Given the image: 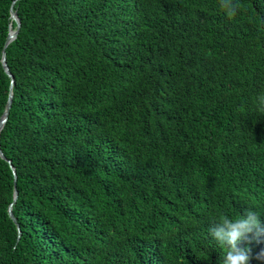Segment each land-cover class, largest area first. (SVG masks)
Listing matches in <instances>:
<instances>
[{
    "label": "trees",
    "instance_id": "1",
    "mask_svg": "<svg viewBox=\"0 0 264 264\" xmlns=\"http://www.w3.org/2000/svg\"><path fill=\"white\" fill-rule=\"evenodd\" d=\"M239 3H14L0 264H222L221 215L264 226V0ZM9 84L0 64V115Z\"/></svg>",
    "mask_w": 264,
    "mask_h": 264
},
{
    "label": "clouds",
    "instance_id": "2",
    "mask_svg": "<svg viewBox=\"0 0 264 264\" xmlns=\"http://www.w3.org/2000/svg\"><path fill=\"white\" fill-rule=\"evenodd\" d=\"M219 2L220 7L230 18L236 16L241 8L239 0H219ZM257 101L260 110L264 111V93L257 97ZM209 231L213 240L227 249L222 264H250L253 257L248 244L264 236V226L261 224L260 216L250 208L236 218L221 215ZM255 258L264 260V251Z\"/></svg>",
    "mask_w": 264,
    "mask_h": 264
},
{
    "label": "water",
    "instance_id": "3",
    "mask_svg": "<svg viewBox=\"0 0 264 264\" xmlns=\"http://www.w3.org/2000/svg\"><path fill=\"white\" fill-rule=\"evenodd\" d=\"M16 1H19V0H14L11 2L10 6H9V18L11 19V21L14 22L15 24V29H11L10 27L8 28V33H7V36L5 38V41H4V44L2 46V49H1V58H0V64H1V67L4 71V73L6 74V76L9 78L10 80V84H9V89H8V94H7V98H6V101H5V104H4V108H3V112L2 114L0 115V131L4 125V123L6 122V119H7V115H8V112H9V109H10V106H11V99H12V92H11V87H12V84H13V78L11 76V74L9 73L8 71V68H7V65H6V62H5V51L4 49L6 48V46L12 41L15 39L16 35H17V31L19 29V19L15 13V11H13V6H14V3ZM0 159L4 160L8 166H9V169L11 171V174H12V177H13V193H12V201L11 203L8 205L7 207V215H8V218L15 224L16 228H17V239L19 238L20 236V231L17 227V224L15 222V219L11 213V206L14 204L16 198H17V191L15 190V180H16V174H15V170L13 168V166L10 164V161L7 160L1 150H0Z\"/></svg>",
    "mask_w": 264,
    "mask_h": 264
}]
</instances>
